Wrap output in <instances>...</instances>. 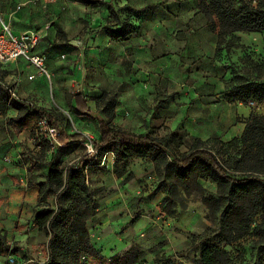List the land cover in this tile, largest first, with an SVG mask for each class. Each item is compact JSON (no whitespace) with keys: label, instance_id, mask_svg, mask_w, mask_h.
Here are the masks:
<instances>
[{"label":"rangeland","instance_id":"374dc122","mask_svg":"<svg viewBox=\"0 0 264 264\" xmlns=\"http://www.w3.org/2000/svg\"><path fill=\"white\" fill-rule=\"evenodd\" d=\"M1 1L2 15L16 33L43 35L40 45L48 57V75L40 85L38 78L29 80L35 72L26 63L20 70L0 67V146L8 144H3L6 118L17 115L6 101L8 91L14 92V99L49 113L63 135L86 136L83 142L59 146L32 131L37 148L21 154L38 178H47L52 166H85L96 207L87 227L99 257L83 261L111 264L113 255L138 248L143 253L140 264H158L162 258L196 264L202 243H219L221 217L209 218L203 202L216 195L217 185L197 179L198 188L192 183L190 192L175 186L171 169H156L140 146L116 145L129 158L111 151L96 157L92 142L99 138L101 117L97 100L107 94L115 101L114 128L167 140L179 158L194 149L195 139L209 147L213 141L227 143L242 134L245 115L264 116V101L251 104L238 81L264 82V32L235 33L218 46L197 0ZM124 25L133 29L126 38L120 36ZM160 29H167L174 41L154 40ZM190 31L199 32L195 41ZM183 32L186 42L179 40ZM195 45L203 49L195 50ZM76 93L88 105L85 115L75 108ZM91 157L96 159L88 162ZM12 165L17 168L18 163ZM0 183L2 199L5 187L22 186L20 176ZM55 201L54 195H38L26 227L30 230L37 213L54 209ZM254 230L224 245L231 253L228 264H264V247ZM29 234L27 243H8L19 249L16 263L44 264L49 237L34 228Z\"/></svg>","mask_w":264,"mask_h":264},{"label":"trees","instance_id":"16d2710c","mask_svg":"<svg viewBox=\"0 0 264 264\" xmlns=\"http://www.w3.org/2000/svg\"><path fill=\"white\" fill-rule=\"evenodd\" d=\"M87 2V0H83ZM199 11L207 19L210 32L217 36V45H223L235 33L264 32V0H197ZM130 25H124L120 36L132 35ZM245 98L264 101V82L238 79ZM77 106L82 104L84 112L88 107L83 95L74 96ZM8 106L18 113L6 118L5 123L14 133L20 134L32 129L40 118L46 117L58 128L57 120L41 110L16 100L8 91ZM101 117L97 120L99 138L92 142L96 157L102 158L111 151L118 157L129 158L128 153H119L117 144L140 146L155 168L171 169L176 185L184 186L190 192V184L198 188L197 179L209 180L217 185L216 195L203 198L209 211V218L221 217L219 243L204 242L199 249L196 264H228L231 253L224 245L237 243L250 235L255 226L258 244L264 247V116L249 114L244 121L240 137L224 143L213 141L212 146L195 139L197 145L187 155L179 158L167 140L149 135H138L112 126L116 118V104L107 94L97 100ZM79 110V108H78ZM79 112V111H78ZM86 112V113H85ZM48 116V117H47ZM54 120V122H53ZM60 132V130H59ZM37 135V134H36ZM86 136L74 133L69 137L59 134V146L69 142H83ZM61 144V145H60ZM87 158V157H86ZM96 159V158H95ZM88 158V162L95 160ZM172 160V162L170 161ZM39 196L54 195L56 207L35 215L34 224L45 231L47 261L44 264H86L87 257H99L91 243L87 222L94 216L96 207L92 201L85 166L76 165L61 169L52 166L46 180L36 184ZM18 248H11L6 234L0 230V256H16ZM143 253L132 249L113 255L111 264H140ZM263 259L261 260V262ZM158 264H175L171 258H162Z\"/></svg>","mask_w":264,"mask_h":264},{"label":"crops","instance_id":"0c3cea01","mask_svg":"<svg viewBox=\"0 0 264 264\" xmlns=\"http://www.w3.org/2000/svg\"><path fill=\"white\" fill-rule=\"evenodd\" d=\"M157 33H158V36L154 37L153 38L154 40L164 42V44L169 43L170 40L174 41L173 37L170 35V32H168L167 29H164V30L160 29V30H158ZM202 33L205 35V32H202ZM16 34H20V33H16ZM190 34H192L193 38L191 35H189V34L188 35L191 37L192 40L194 39V41H195L198 38L199 32H198V34H195L194 31H190ZM200 34H201V32H200ZM186 35L187 34H185L184 32L181 33L180 36H182V37H179V40L185 41L184 36H186ZM200 46L195 45V50L200 51L201 49H203ZM212 46L214 47L213 43H212ZM39 47H40V49H38ZM44 48H45V46L39 45L33 52L36 54L44 55L47 59V61H46V64H47L48 63V57L42 51V49H44ZM23 63H26L28 65V68H30L33 72H35V74H34L35 78L34 79L38 78L39 79L38 83L40 85L45 83L46 76L45 75H39L37 73L36 68L31 66L25 59H19L16 62L9 63V64L3 65V66L4 67L5 66H11L14 69L20 70L21 66L24 67L22 65ZM0 67H2V66H0ZM23 70H25V69H23ZM34 79H30V77H29V80H31V81ZM77 94L78 93L74 94V96ZM74 96H73V100H74V105H75L76 110L79 111V113H83L84 108H83L82 104H79L77 106ZM82 99L86 103L85 99L84 98H82ZM86 106L88 107L87 103H86ZM78 108H79V110H78ZM17 115H18V113H17ZM248 116L249 115H245L244 117L247 118ZM245 120L246 119H244V121ZM2 122H3V120H2ZM98 134H99V132H98ZM3 136H4V138H6V140L3 141V144H6V143H8V144H7V147H6V145L0 146L1 150L5 149L3 152L0 150V181H1V179L3 181V179H8L11 177H16V176L18 178V176H20V182H21L22 186H21V188L18 186H13V185L11 187L10 186L7 188L5 187V189H6V192H5L6 194H4L5 199H2L3 197H0L1 198L0 199V230H2L6 234L8 243H12V242H15V243L17 242L19 244H21V242L27 243L28 238H30L29 236H31V234H29V231H31L33 228H34V230H37L38 232L40 231L35 226L34 222L32 224V227H30V230H29V228L26 227L27 214L28 215L33 214V212H30V209L34 206V204L38 198V195H39V191H38V188L36 187V184L39 182H44L46 180V178H38L37 175H35V172L32 170L28 171L27 166L24 165V163H23L24 159L22 157V155H23L22 152L28 153L29 149L32 150L33 148H37V144H35V142H36L35 141V135H33L32 129L24 131L20 134H16L10 128H8V126L5 124V133ZM8 151H10L9 152L10 155L5 153ZM13 162L18 163L17 168L12 165ZM20 163L23 166L20 165ZM28 176H30V182L29 183H28ZM35 180H37V181H35ZM13 182L14 183L17 182L16 179H14ZM4 185H6V184L4 183ZM27 231H28V233H27ZM119 240L121 241L122 239L119 238ZM5 257L6 256H0V264H7L5 262Z\"/></svg>","mask_w":264,"mask_h":264},{"label":"built area","instance_id":"2783aa9c","mask_svg":"<svg viewBox=\"0 0 264 264\" xmlns=\"http://www.w3.org/2000/svg\"><path fill=\"white\" fill-rule=\"evenodd\" d=\"M32 1L38 2L41 0ZM46 2L53 3L57 0H46ZM18 9H21V7L19 6ZM42 39L43 35L39 32L16 34L11 24L2 15V1L0 0V66L16 62L19 59H25L31 66L36 68L39 75L47 76L46 57L33 52L41 44ZM34 78L35 75L30 77V79ZM11 95L15 97L14 92H11ZM251 104H254V102H251ZM35 132L44 133L49 143L59 145V129L52 126L46 117L39 119L35 125ZM8 260L10 264H18L15 256L10 255Z\"/></svg>","mask_w":264,"mask_h":264}]
</instances>
